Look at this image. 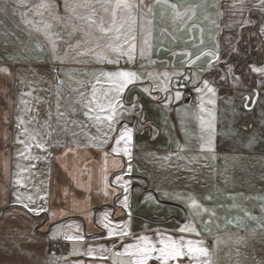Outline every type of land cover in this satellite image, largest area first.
<instances>
[{
    "label": "crops",
    "instance_id": "obj_1",
    "mask_svg": "<svg viewBox=\"0 0 264 264\" xmlns=\"http://www.w3.org/2000/svg\"><path fill=\"white\" fill-rule=\"evenodd\" d=\"M131 2L137 6L122 31L135 28L138 49L150 31L151 48L144 58L137 52L134 63L121 58L113 65L94 58L107 54L108 44L123 43L115 41L114 33L104 37L89 27V18H109L97 0H0V69H8L0 71V264H128L126 256L115 255L124 244L141 235L155 239L157 232L179 237L176 229L185 224L200 233L185 237L202 239L213 264H264V77L239 83L232 63L241 39L245 48L243 30L254 23V39L260 42L254 40L249 50L259 55L255 66L263 65L264 9L259 0ZM168 4L190 11L177 19ZM251 13L258 18L252 20ZM14 31L23 39L21 48L14 45ZM208 52L219 56L211 68ZM62 54L68 55L65 61L54 57ZM249 66L248 72L260 77ZM61 68L77 70L65 77L69 88L75 77L86 83L75 106L68 101V88H62ZM118 68L140 76L122 97L126 107L135 105L121 120L133 130L130 161L110 152L112 141L99 146L107 124L85 115L93 86L97 95L110 87L99 71ZM177 72L184 76L172 75ZM180 79L189 82L192 99L182 95L165 106L162 102L179 90ZM203 80L216 95L205 94L201 112V94L195 89ZM165 85L170 93L160 90ZM209 98L214 105L207 104ZM209 111L215 114L214 151H202L208 134L201 130L200 117L209 120ZM97 114L105 115L90 113ZM212 166L217 175L207 176L204 168ZM117 175L123 176L122 186L114 183ZM214 182V190L204 185ZM192 183L197 184L191 188ZM192 199L198 208L190 206ZM23 204L43 210L37 215ZM110 229L130 235L109 236ZM57 241L66 244L60 254L52 250ZM89 248L93 256L86 254Z\"/></svg>",
    "mask_w": 264,
    "mask_h": 264
},
{
    "label": "snow or ice",
    "instance_id": "obj_2",
    "mask_svg": "<svg viewBox=\"0 0 264 264\" xmlns=\"http://www.w3.org/2000/svg\"><path fill=\"white\" fill-rule=\"evenodd\" d=\"M157 3L160 0H156ZM167 4V0H164ZM97 3L100 4L104 13L108 14L109 18H105L103 16L100 17L99 22L97 20L89 18V27L93 26L101 33L102 36L107 37L110 33H114L115 41L123 40V43H111L106 46V53H95L94 58L101 63L118 65L120 63L121 58H125L126 63H134L137 58V52L141 58H144L148 51L151 48L150 44V36L151 32L148 31L146 35L143 36V39L140 43L139 49L137 46V36L135 34V28L129 27L127 32H123L124 24L127 22V19L131 18V13L135 5L131 0H97ZM140 3L143 4L144 0H140ZM260 7L264 9V0H259ZM168 7L172 8L175 12V17L177 19L187 15V12L190 9H186L184 12H180L178 10V6L176 4H168ZM149 11L151 9L149 8ZM119 13V16H118ZM119 20V23H118ZM132 24H135V21H132ZM90 33H85V37L87 38ZM86 43L89 41L86 39ZM125 45L127 47H125ZM98 46V45H97ZM91 51V49H89ZM109 55H115V58H109ZM205 55L213 57V60L209 63V68L212 65L219 61V56L216 53L208 52ZM199 59V57H197ZM250 70L253 73H258L260 77H264V67H257L254 65H250ZM0 71L8 72V69H0ZM232 69L229 67L228 73H231ZM177 77L184 76L183 72L173 73ZM101 76L105 78V81L110 85L107 90L102 91L100 95H97V90L95 86H93V95L92 99L89 103V112H86L85 115L89 117V119L96 120L100 123L107 124V131L104 133L103 138L100 141L99 146L107 145L110 141L113 142L114 146L111 147L110 152L116 155L123 153L124 156L131 159V153L129 150V145L133 140V130L126 123L122 124L121 120L126 112L129 111L130 108H134L135 105H131L126 107L122 101L123 94L125 89L131 85L136 83L137 80L140 79L139 74L136 71L120 69L118 68L115 71L110 72H102ZM165 77H168V73H164ZM227 73L225 76L221 77V79H226ZM238 79V78H237ZM97 83H100V79L97 78ZM179 84V80H177ZM261 84H264V79L260 80ZM187 85H180V87H186ZM145 91H149L148 89H144ZM166 93H170V89L167 85L160 89ZM197 93H200V111H205V94H211V97H215L216 89L212 87L208 80L202 81V87H197L195 89ZM258 95V94H254ZM182 93L179 90H175L174 96L169 94L165 97L164 103L167 106L172 99L180 100ZM245 101L251 100L252 103H255V100L252 99L251 96L243 97ZM95 105V107H91V105ZM207 104L214 105L215 100L209 98L207 100ZM244 107H249L248 103L244 104ZM97 111L98 113H105V115H90L91 112ZM209 120L205 121L203 116L200 117V125L202 132H206L208 134L207 140L201 144V150H209L214 151L213 148V136L215 135V114L211 111L208 112ZM23 123V121H21ZM119 125V128L117 127ZM35 139V137H33ZM203 140L204 137L202 136ZM23 143V141H18ZM123 144V147H121ZM37 147H43V145L37 144ZM109 155L108 152L104 153L105 159ZM127 173L131 172V164L129 162L127 169ZM123 180L122 175H117L115 177L114 183L118 186H122L121 182ZM17 184L21 183V181L17 180ZM107 187V184H106ZM124 191H127V188H124ZM105 195H108L105 192ZM149 198L151 199V194H149ZM18 202L20 201V197H16ZM31 200V197H29ZM123 204L125 207L128 206V197L125 195ZM192 208H198L199 205L195 199H192L191 205ZM23 207L28 209V211H35L37 215L41 210H36L29 208L28 204H23ZM105 219H107V214H105ZM108 227V225H105ZM178 233H180L179 237H174L171 234H165L163 232H157L155 234V239L149 237L147 235H141L135 237L134 243H126L123 246L122 252H117L115 255L117 256H126L128 258V264H213L212 260V252L209 247L205 245V242L202 239H192L186 238L184 234H194L196 237L200 236V233L196 230V228L192 224H185L178 229H176ZM130 232L120 229L119 231L115 229L109 230V236H120V237H128ZM67 239H75L82 240L81 236H69ZM101 251H108L107 249H102ZM88 256L94 255V250L89 248L86 253ZM105 257L101 256V259Z\"/></svg>",
    "mask_w": 264,
    "mask_h": 264
},
{
    "label": "rangeland",
    "instance_id": "obj_3",
    "mask_svg": "<svg viewBox=\"0 0 264 264\" xmlns=\"http://www.w3.org/2000/svg\"><path fill=\"white\" fill-rule=\"evenodd\" d=\"M63 2H65V0H63ZM64 16H66V15H63V17ZM64 21L65 20L63 18L62 19V22L64 23ZM16 33H18V32H15V31L13 32L14 45H15V47L18 46L19 48H21V43L23 42V39L17 37L16 36ZM245 34H248V32H246ZM261 35L264 36V34H261ZM30 41L34 44V46H36V42L35 41H32V40H30ZM63 41H67L66 38H63ZM238 54L236 56H238ZM256 55H258V54H256ZM12 57H14V56H12ZM15 57H17L18 59L24 58V60L25 59H30V58H34V59H37V60H40L41 59V56H37V55H33V54H29V56H27V58L25 56H23L22 54H21V56L18 55V54H15ZM54 57L59 58L60 61H65L67 59L68 55L62 54V56H59V57L54 56ZM257 60L250 59L248 62H250V65H254L255 66V64H257ZM234 65H239V63H237V60H235ZM261 67H264V63H263V65ZM237 69L241 73V76L239 75V79H238V82L239 83H245V84L252 83L254 81H259V79L261 78V77L255 76V75H251L248 71L243 70L244 69V66L243 65H240V67H237ZM71 70L70 69H63V68H61L57 72H59V77H61V85H62V88H65V87L68 88L67 93L72 96L71 97L72 99L70 98L68 100L69 103L73 102L72 105L75 106L77 104L78 99H79L77 97V94H79L80 93V89H82V86L81 85H85L86 83L84 81H82L83 78L80 79L79 77L78 78L75 77V79L73 80V81H75L74 84H71V86L69 88L67 86L69 84V81L66 80L65 77L69 78V75L72 73V71H74V72L77 71V70H72V71ZM30 72L32 74L35 73V71H33L32 69H30ZM99 72L101 74L102 72H110V71L100 70ZM191 173H190V175L193 174V173L192 174ZM204 173L207 176L217 175V167L212 166V167L204 168ZM195 184H197V183L190 184V187L193 188L194 186H196ZM204 185L206 187H208L209 189L214 190L215 187H217V182H214V183H206Z\"/></svg>",
    "mask_w": 264,
    "mask_h": 264
},
{
    "label": "trees",
    "instance_id": "obj_4",
    "mask_svg": "<svg viewBox=\"0 0 264 264\" xmlns=\"http://www.w3.org/2000/svg\"><path fill=\"white\" fill-rule=\"evenodd\" d=\"M251 15H252V17H251L252 20H255L256 18H258L256 16H254V14H252V13H251ZM255 25L256 24L251 23L250 27H248V28L243 30V35L242 36H243V38H246L245 42H244L245 48L241 47L242 44L240 45V43H242V39H241V42H239L238 47H237V54L238 53L239 54H238V56H236L237 55L236 54L235 56L232 57L233 58L232 59V61H233L232 63H234L235 60H237V63H239V65H235V66L236 67H240V65H243L244 66L243 70H246V71H248V69L246 68V63H250V62H248L250 59H252V60H257L258 59L259 60V56L256 55V53H254L253 51L249 50V48L251 46V43H253V41L255 40L254 39L255 36L257 37V33L255 31V27H256ZM246 32H248V34H245ZM251 33H252V35H251ZM249 35H251V36L254 35V37L252 38ZM257 40H258V42H260L259 39H257ZM257 40H255V41H257ZM252 46H251V48L254 49V47H252ZM247 47H248V49H247ZM238 74L241 75L240 72H238Z\"/></svg>",
    "mask_w": 264,
    "mask_h": 264
},
{
    "label": "built area",
    "instance_id": "obj_5",
    "mask_svg": "<svg viewBox=\"0 0 264 264\" xmlns=\"http://www.w3.org/2000/svg\"><path fill=\"white\" fill-rule=\"evenodd\" d=\"M182 84L187 85V86L186 87H180V85H182ZM177 87H178L179 91L182 93L184 99H192V97H193L192 88L186 79H180L179 84L177 83ZM65 249H66L65 242H63V241L53 242L52 250L56 254L62 253Z\"/></svg>",
    "mask_w": 264,
    "mask_h": 264
}]
</instances>
